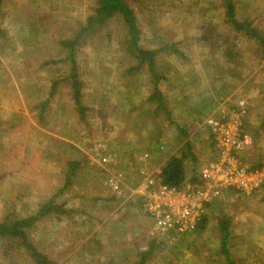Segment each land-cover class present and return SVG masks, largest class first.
Instances as JSON below:
<instances>
[{"label": "rangeland", "instance_id": "obj_1", "mask_svg": "<svg viewBox=\"0 0 264 264\" xmlns=\"http://www.w3.org/2000/svg\"><path fill=\"white\" fill-rule=\"evenodd\" d=\"M232 1L236 19L264 38V0ZM126 2L141 31L140 47L159 50L176 43L184 53L181 57L161 50L156 55L158 74L166 77L176 67L181 70L176 76L182 75L183 67L192 64L212 63L215 71L223 64L234 71L233 78H250L264 93L259 41L235 35L234 28L225 24L220 0ZM94 3L2 0L0 4V222L12 215L32 216L53 198L54 205H64L69 213L52 212L27 230L34 247L58 264H138L140 253L149 251L152 241L156 248L145 264H229V260L264 264L260 262H264V204L254 201L262 193H224L208 208L205 231L172 240L150 236L152 222L139 196L118 197L102 186L104 175L96 163L100 154H116V170L130 186L138 178L127 177L121 156L138 153L140 143L148 139L156 143L155 163L148 169L157 173L166 146L161 140L188 115L181 119L183 109L176 104L158 111L155 102H146V90L154 91L152 76L146 67L130 70L139 61L119 45L126 30L118 17L79 48L75 73L81 83L80 103L74 99V86L64 81L72 63L59 42L71 37L78 22H85ZM226 48L232 54L227 55ZM211 49L214 53L209 54ZM236 100L244 102L246 117V101ZM220 107L214 118L221 117ZM228 219L231 236L225 254L218 227ZM4 252L0 243V264H32L23 250H12L10 257Z\"/></svg>", "mask_w": 264, "mask_h": 264}, {"label": "built area", "instance_id": "obj_2", "mask_svg": "<svg viewBox=\"0 0 264 264\" xmlns=\"http://www.w3.org/2000/svg\"><path fill=\"white\" fill-rule=\"evenodd\" d=\"M221 117H210L205 125L210 128L216 160L205 166L198 181L181 187L169 186L161 176L145 167L148 154L137 157L144 164L140 182L126 185L124 175L116 170L117 156L103 152L96 163L103 172L102 186L113 195L126 194L140 197L142 207L152 222L150 236L153 238L186 235L195 231L208 208L224 193L234 191L243 196H252L264 190V167H252L244 163L243 152L252 145V137L245 132L243 101L235 104L221 103Z\"/></svg>", "mask_w": 264, "mask_h": 264}, {"label": "crops", "instance_id": "obj_3", "mask_svg": "<svg viewBox=\"0 0 264 264\" xmlns=\"http://www.w3.org/2000/svg\"><path fill=\"white\" fill-rule=\"evenodd\" d=\"M212 50H208V53H214ZM185 57L189 59L188 56L185 55ZM222 65L214 71L211 70L212 63L210 65L192 64L183 67L185 72L178 76L176 75L181 70L176 71L175 67L173 74L166 75V80L158 84L159 96L152 100L157 104L156 109L167 111L169 105L176 104L175 106L183 109L181 119L188 115L181 120V123H178L172 132L168 130L166 136L161 140L166 146L162 148L164 160H161V164L157 167L158 174L162 173L161 170L163 171L166 167L169 159L175 156L183 161L185 183L198 181L201 170L216 160V150L210 128L204 122L209 117H218L216 112H218L217 108L221 106V103L228 102L232 106L237 103L236 99L238 98H243L247 103L249 110L246 117L244 116V129L253 139L252 145L242 154V159L249 166L264 167V93L257 90L252 79L233 78L231 72L234 71L222 67ZM146 92L147 95L144 99L150 103L154 91L146 90ZM154 145L156 143L151 144L146 139L140 143V148L134 146V149L135 147L139 148L138 153L140 154L128 153L121 156L120 165L127 173V177L137 176L138 178L136 180L138 182H132L130 186H136L140 182L137 172L144 165L137 161L135 154L139 156L148 154L149 158L145 167L151 168L154 166L152 163H155L152 154V148H156ZM129 180L130 178L127 179V182ZM261 193L256 197L257 200H254L258 203L262 202L259 204L260 206L264 204V190ZM254 214L256 215V213ZM146 216L148 217L147 214ZM260 262L264 263L262 260Z\"/></svg>", "mask_w": 264, "mask_h": 264}, {"label": "trees", "instance_id": "obj_4", "mask_svg": "<svg viewBox=\"0 0 264 264\" xmlns=\"http://www.w3.org/2000/svg\"><path fill=\"white\" fill-rule=\"evenodd\" d=\"M225 7V17L227 26H232L235 30V35L239 38L240 35L246 38H255L258 40V45L262 49V55L264 56V38L259 34L257 30L250 28L247 22H240L236 19L235 5L232 0H220ZM2 0H0L1 4ZM90 14L87 16L84 23L78 22L79 28H73V33L70 38H65L59 42L62 49L67 52L66 60L72 63L71 74L64 80L72 83L75 88L74 99L80 103L79 98V87L81 83L77 80L76 72V54L88 37L95 34L101 28L108 25V22L114 17H118L122 23L125 24L126 34L121 36L122 41L119 43L121 48L129 54V56L136 58L139 61L137 68H130V70L138 71L146 67L152 76V84L154 87V92L151 95V101L159 96L158 84L165 79L163 74H158L156 72V55L161 50H171L176 54H180L181 57L184 53L180 51L176 43L165 44L159 50H144L140 47L141 31L136 24V18L134 12L126 2V0H95L94 6L90 8ZM111 38V33L108 32L106 35ZM212 41V40H211ZM210 41V42H211ZM221 51L223 49H220ZM227 55L232 54L231 50L226 48ZM52 63L57 64V61H52ZM206 65V64H205ZM210 65V64H208ZM57 83H54V88ZM75 166L72 167L71 172L68 176V181L70 176H72ZM162 182L175 187H181L185 184L183 161L178 157H172L166 164V167L161 173ZM69 183H67L68 187ZM54 198L48 201L46 204L42 205L39 210L32 216H27L20 218L18 216L12 215L8 216L2 222H0V243H3V248L5 250L4 254L10 257L9 252L12 250L24 251V254L32 261V264H58L57 262L49 259L46 255L39 252L34 245L31 243L27 230L32 228L37 222L41 221L43 218L50 215L52 212H57L59 214L69 213L70 210L65 209L64 205L58 206L54 205ZM218 202H214L211 207H214ZM142 205V203H141ZM143 208V207H142ZM144 210V209H143ZM145 212V211H144ZM146 213V212H145ZM208 213V210H207ZM206 213V215H207ZM147 214V213H146ZM204 216L203 220L198 224L195 231L196 233H202L206 230V224L208 219ZM229 219L226 222H221L220 230L221 233V249L224 250L226 254V244L227 240L231 236L229 230ZM191 234V233H190ZM188 235V234H186ZM150 248L149 251L140 253L142 259L138 264H145L147 257L156 248V242L152 241L147 246ZM229 264H232L229 260Z\"/></svg>", "mask_w": 264, "mask_h": 264}]
</instances>
